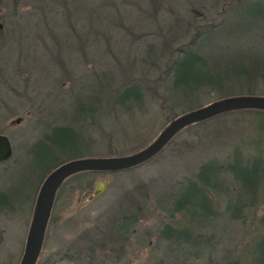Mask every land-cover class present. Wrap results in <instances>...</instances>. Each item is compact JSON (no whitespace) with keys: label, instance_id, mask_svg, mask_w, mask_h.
Segmentation results:
<instances>
[{"label":"rangeland","instance_id":"rangeland-1","mask_svg":"<svg viewBox=\"0 0 264 264\" xmlns=\"http://www.w3.org/2000/svg\"><path fill=\"white\" fill-rule=\"evenodd\" d=\"M1 13L0 133L11 154L0 162V264L21 256L46 172L75 157L49 143L52 129H73L76 157L124 155L222 89L264 96V0H4ZM180 52L201 55L195 70L225 68L221 88L183 97L171 68ZM232 68L247 74L229 77ZM129 86L138 96H119ZM235 148L250 162L261 158L254 191L224 171L220 188L207 191L205 215L171 210L200 163ZM103 179V191L86 201ZM134 202L136 217L118 229ZM263 215L264 112H230L182 130L136 167L67 181L37 264H264ZM165 225L189 228V242L162 236Z\"/></svg>","mask_w":264,"mask_h":264},{"label":"trees","instance_id":"trees-1","mask_svg":"<svg viewBox=\"0 0 264 264\" xmlns=\"http://www.w3.org/2000/svg\"><path fill=\"white\" fill-rule=\"evenodd\" d=\"M195 60L196 62L202 60L201 55L199 54L194 55L189 52H180V57H178L174 65L171 66L172 71L174 72L173 73L174 74V79H173L174 85L176 86L177 90H179L183 94V97L185 98L187 96H190L192 98L195 94H197V92L201 91L202 88L205 86L211 89L217 88V87L221 88L222 86L221 83L225 79L223 78V76L225 75V72H224L225 68L218 67L217 69H212L209 71L200 70V69L195 70L192 68V66H194L193 61ZM227 71L228 70H226V72ZM243 73L245 72L241 71L240 68L239 69L232 68V72H230L229 77L231 75L235 78H239V75H242ZM225 94L226 92L224 91V89H222L220 94H218L222 96L218 98L236 95V94H229V95H225ZM119 96L125 99L129 97L135 98L138 96V90L133 86H129V87L122 89L119 93ZM201 105H198L190 109L185 108L186 110L183 109L184 111L180 113L197 108ZM238 111L264 112L261 110H251V109L224 112L216 116H213L209 119L197 122L195 124L189 125L181 129L167 142V144L182 130H189L192 127L204 125L206 122H208L211 119H214L217 116H220V115L222 116L230 112H238ZM178 114L172 115L169 118V120ZM66 136H69L70 139H68ZM73 136H75L73 129L68 128V127L67 128L60 127V128L52 129V132L49 134V136H47L48 138L47 140L49 141V143H51L53 146H56L58 149L60 148L61 150L62 149L64 150L65 148H69V149L72 148L70 149V151L72 152V154H74L75 157H71V158L67 157L63 161L73 159V158H78L76 156H79V155H76L77 150L75 149V146H77V142L75 141V138ZM235 149L236 150H234L227 158L219 159L217 157H212L200 163L198 167V171L194 175L195 179L193 178V179H189L185 181L184 185H182L181 187L178 186L177 187L178 191L172 195L171 203H170L171 210L183 212L189 215L190 217H195L201 214L205 215V213L208 210L207 203L205 202L206 201L205 196L207 194V191H210L211 189L217 190L220 188L219 187L220 181L218 180H219L220 174L224 171H229L232 177L234 178L236 177L240 179L243 184H246L250 189L254 191L255 186H253L252 184H255V181H253V179L261 180L260 176L263 173L262 164L260 161L261 158L258 156L252 155V162H250L248 159V156L244 152H242L241 149H237V148ZM48 150L49 149L47 148V151ZM240 154L244 156V161H246L245 163H242L240 156H239ZM63 161H60V162H57L51 165L50 169H52L54 166H56L57 164ZM247 162H250V163H247ZM133 167H136V166H133ZM133 167H130L128 169H131ZM128 169H125V170H128ZM95 173H99V171H82V172H78V173H75L69 176L61 183L60 187L58 188L56 192L55 197L57 196V193L61 190V187H63L64 184L67 183V181H70L72 178H76L82 175L95 174ZM132 204L133 205L130 207L131 209L123 213L122 216L120 214L118 216V220H115V222H118V224H121L118 226L115 225L118 229H121V228L124 229L126 224L129 222V220L136 217L137 207L135 206V202ZM132 207H135V209ZM196 209H198V213H195ZM261 221L264 225V215L261 218ZM114 224L115 223H112V225ZM190 235H191V230L187 227H184V226L183 227H180V226L170 227L168 225L164 226L163 234H162V236H166V238H168L171 242L174 243L176 241L178 244L182 241L181 239L186 240L185 242L188 243L190 239L189 238ZM178 237L181 238L180 239L181 241H179ZM177 238L178 240H175ZM261 241L264 242V235L261 237ZM95 243L96 242H94L93 244ZM97 247L102 249V244L98 245L97 243ZM88 249H91V244L90 246L87 247V250ZM55 263H57L56 260L51 264H55ZM46 264H49V263H46Z\"/></svg>","mask_w":264,"mask_h":264},{"label":"water","instance_id":"water-1","mask_svg":"<svg viewBox=\"0 0 264 264\" xmlns=\"http://www.w3.org/2000/svg\"><path fill=\"white\" fill-rule=\"evenodd\" d=\"M244 109L264 111V96L236 94L221 97L174 116L150 142L131 153L115 156L78 157L54 166L45 174L37 189L22 253L17 264H36L56 192L66 178L82 171L114 172L137 166L156 155L181 129L224 112ZM20 119L21 117H16L9 124L18 123ZM10 154L9 139L5 134L0 133V162L8 159ZM107 182V179L97 181L85 200H91L103 191Z\"/></svg>","mask_w":264,"mask_h":264},{"label":"flooded vegetation","instance_id":"flooded-vegetation-1","mask_svg":"<svg viewBox=\"0 0 264 264\" xmlns=\"http://www.w3.org/2000/svg\"><path fill=\"white\" fill-rule=\"evenodd\" d=\"M3 4H4V0H0V19H1V16H2L1 8H3ZM0 28H1V24H0Z\"/></svg>","mask_w":264,"mask_h":264}]
</instances>
